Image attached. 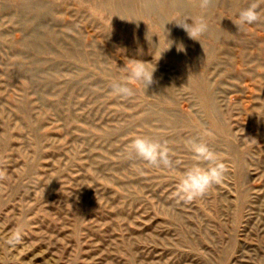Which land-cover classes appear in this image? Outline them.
<instances>
[{
    "label": "rangeland",
    "instance_id": "rangeland-1",
    "mask_svg": "<svg viewBox=\"0 0 264 264\" xmlns=\"http://www.w3.org/2000/svg\"><path fill=\"white\" fill-rule=\"evenodd\" d=\"M250 2L0 0V264H264V0L234 24ZM201 15L199 42L178 24ZM129 59L154 83L121 97ZM135 133L172 168L130 152ZM189 139L224 165L191 201Z\"/></svg>",
    "mask_w": 264,
    "mask_h": 264
},
{
    "label": "clouds",
    "instance_id": "clouds-1",
    "mask_svg": "<svg viewBox=\"0 0 264 264\" xmlns=\"http://www.w3.org/2000/svg\"><path fill=\"white\" fill-rule=\"evenodd\" d=\"M259 17L258 4L253 0L247 7L238 10L234 24L239 29L254 23ZM188 20L189 18L178 25L182 26L192 39L199 41V37L208 30L206 19L201 15L191 17V23H188ZM155 71L154 62L129 59L128 63L121 67V75L113 80L112 91L115 95L128 97L134 93L132 84H138L147 90L154 83ZM185 147L192 154L193 163L178 173L176 178L179 192L185 200L191 201L203 196L213 185L221 181L224 165L218 154L203 141L189 139ZM127 149L153 166L172 168L170 150L159 140L135 133L132 134Z\"/></svg>",
    "mask_w": 264,
    "mask_h": 264
}]
</instances>
